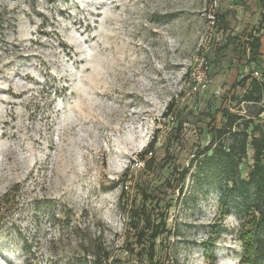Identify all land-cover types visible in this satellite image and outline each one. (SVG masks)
<instances>
[{"label":"rangeland","instance_id":"rangeland-1","mask_svg":"<svg viewBox=\"0 0 264 264\" xmlns=\"http://www.w3.org/2000/svg\"><path fill=\"white\" fill-rule=\"evenodd\" d=\"M211 1L0 0V264H247L246 201L224 213L201 160L223 108L264 121V7L220 0L211 27Z\"/></svg>","mask_w":264,"mask_h":264},{"label":"trees","instance_id":"trees-1","mask_svg":"<svg viewBox=\"0 0 264 264\" xmlns=\"http://www.w3.org/2000/svg\"><path fill=\"white\" fill-rule=\"evenodd\" d=\"M258 1L264 7V0ZM262 19L264 21V13ZM241 38V33L234 36L237 43H240ZM251 44L253 50H259L262 45L261 39L253 37ZM242 100L252 104L261 102L260 112L264 110V79L252 77L250 86L242 96ZM173 107L174 101L171 100L164 114L169 115L173 111ZM222 111L224 121L220 126L213 127L212 141L204 148V157L201 162L215 184L225 182L220 194V204L224 213L230 211L232 204L238 198L246 201L245 219L247 226L243 228L242 232L245 257L242 261L243 263L254 264L257 260L264 259V121L253 123L254 115L245 118L241 113L231 111L227 107L223 108ZM251 123H253L252 128L248 131ZM226 136H230L232 142L226 144L224 140ZM156 138L157 135H154L142 151V155H148L149 148L154 145ZM250 143L254 149V162L248 178H242L240 164L247 155ZM212 148L214 149L213 153L208 154L207 152ZM152 152L150 151L151 154ZM165 230L166 221L161 219L157 222L148 216L145 218L144 227L140 230L141 240L147 237L146 240L152 248L156 238ZM94 264H98L97 261ZM151 264L154 262L152 261Z\"/></svg>","mask_w":264,"mask_h":264},{"label":"built area","instance_id":"built-area-1","mask_svg":"<svg viewBox=\"0 0 264 264\" xmlns=\"http://www.w3.org/2000/svg\"><path fill=\"white\" fill-rule=\"evenodd\" d=\"M221 5V1L220 0H212L211 4H210V8L208 9V11H206L205 13L207 14V18L211 24V27H219V21L220 19H218L219 13L217 11V9L220 7ZM221 31L223 32L224 29H221ZM211 40H213V35L211 34L210 36H207L206 38V42L203 44L202 49L204 51H208L209 50V46H210V42ZM205 60L204 58L199 62L200 65L204 64ZM143 165V162L140 159H135L132 167L134 169H138L141 168ZM117 246H119V244H117Z\"/></svg>","mask_w":264,"mask_h":264},{"label":"crops","instance_id":"crops-1","mask_svg":"<svg viewBox=\"0 0 264 264\" xmlns=\"http://www.w3.org/2000/svg\"><path fill=\"white\" fill-rule=\"evenodd\" d=\"M241 25H243V22H241V24H239V25L236 27L237 31H239V32H241L242 30H244V28L246 27L247 24H245L244 27H243V26L241 27Z\"/></svg>","mask_w":264,"mask_h":264}]
</instances>
